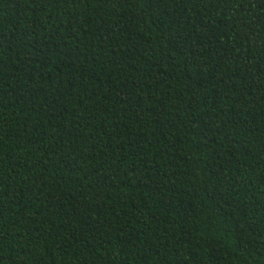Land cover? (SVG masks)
Returning <instances> with one entry per match:
<instances>
[{"label":"trees","instance_id":"1","mask_svg":"<svg viewBox=\"0 0 264 264\" xmlns=\"http://www.w3.org/2000/svg\"><path fill=\"white\" fill-rule=\"evenodd\" d=\"M0 264H264V0H0Z\"/></svg>","mask_w":264,"mask_h":264}]
</instances>
